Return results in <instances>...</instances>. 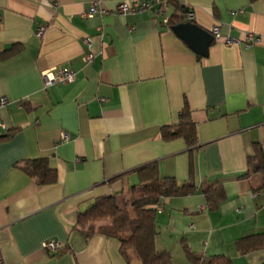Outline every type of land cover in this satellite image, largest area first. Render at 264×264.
<instances>
[{"label":"crops","instance_id":"1","mask_svg":"<svg viewBox=\"0 0 264 264\" xmlns=\"http://www.w3.org/2000/svg\"><path fill=\"white\" fill-rule=\"evenodd\" d=\"M136 1L149 7L133 14L116 9ZM92 4L106 13L82 17ZM155 6L0 0V53L20 46L0 58L6 99L0 135L15 129L0 140V246L7 264H127L116 239L85 238L77 214L95 198L137 184L135 169L151 162L160 177L192 179L197 187L163 198L157 213L155 247L168 250L172 264H193L183 245L232 264L264 261V247L245 254L236 248L239 238L264 233V176L261 184L262 171L248 163L254 143L264 148V0L171 1L167 15L174 21L182 7L210 33L218 26L221 37L206 57L171 30L174 23L160 25ZM250 33L261 42L246 44ZM226 37L233 43L226 45ZM87 53L93 58L85 63ZM52 67L73 69L75 81L46 87L41 72ZM185 102L197 130L192 148L159 133L178 120ZM41 157L56 170L54 183L39 185L19 167ZM207 184L219 187L217 199L205 198ZM48 240L61 243L58 254L42 248Z\"/></svg>","mask_w":264,"mask_h":264},{"label":"trees","instance_id":"2","mask_svg":"<svg viewBox=\"0 0 264 264\" xmlns=\"http://www.w3.org/2000/svg\"><path fill=\"white\" fill-rule=\"evenodd\" d=\"M178 9L180 10V15L176 16L178 20L174 21L173 17H170L168 24H177L184 19L186 10L182 7ZM19 48L18 44H14L1 52L0 58L18 51ZM14 131L15 129L7 130L5 134L0 135V140L8 139ZM159 133L164 140L183 138L190 148L197 145L196 124L191 119L186 102L178 113V120L162 125ZM250 162L251 164L254 162V171H262L263 184L264 148L261 144H253V154L248 157V163ZM19 167L39 185L51 184L57 179L56 170L49 166L47 158L26 159ZM135 172L138 177L137 184L128 187L126 191L95 198L89 206L78 212L76 225L85 238L100 233L116 239L120 255L127 264H172L170 252L155 247L158 233L155 206L165 197L195 193L196 184L192 179L178 182L173 177H160L155 162L139 166ZM247 174L248 172L240 174L238 178ZM216 187L218 186L215 184H207L201 188L208 201L214 196L216 199L219 196V187ZM263 247L264 233L251 234L236 240V248L241 254ZM183 248L193 264H232L231 260L223 255L205 256L191 251L187 245H183ZM260 264H264V261Z\"/></svg>","mask_w":264,"mask_h":264},{"label":"built area","instance_id":"3","mask_svg":"<svg viewBox=\"0 0 264 264\" xmlns=\"http://www.w3.org/2000/svg\"><path fill=\"white\" fill-rule=\"evenodd\" d=\"M152 4L158 5L157 9V15L159 18L160 25L167 26L169 21V16L167 15V10L170 2L172 0H151ZM149 7V4L146 1H139V2H132V3H120L117 6V11L120 14H133L137 13L139 11L145 10ZM106 13V10L97 8L96 4H92L89 9L85 12H83L82 17L91 18L95 14H104ZM194 18L193 11L191 9H188L185 13L184 19L186 22H191ZM43 28L40 27L38 29L37 35L39 37L43 34ZM211 33L213 35V38L215 40H218L221 37V34L219 32L218 26H213L211 29ZM82 41L89 45L91 42V38L89 36L83 37ZM225 44L230 45L233 43V41L226 37L224 38ZM245 42L246 44H259L261 42V37L259 35L250 33L245 36ZM93 55L91 53H87L83 56V61L85 63H88L92 60ZM44 85L46 87L51 86L53 84L61 83V84H70L75 81L76 79V72L73 69L64 68V67H52L48 70H44L41 72ZM6 104L5 98H0V108ZM60 138L62 140H67L68 135L67 134H61ZM157 213L162 212V204L158 203L156 206ZM42 248L45 249L49 254H58L61 243L55 240H48L44 241L42 243ZM0 264H7L2 256L1 253V246H0Z\"/></svg>","mask_w":264,"mask_h":264},{"label":"water","instance_id":"4","mask_svg":"<svg viewBox=\"0 0 264 264\" xmlns=\"http://www.w3.org/2000/svg\"><path fill=\"white\" fill-rule=\"evenodd\" d=\"M158 8V5L155 6ZM171 30L182 38L186 44L198 55L206 57L208 48L213 41V35L192 22L173 24Z\"/></svg>","mask_w":264,"mask_h":264}]
</instances>
